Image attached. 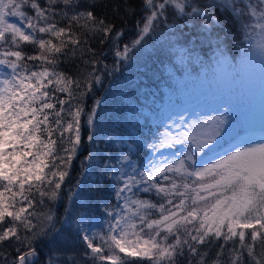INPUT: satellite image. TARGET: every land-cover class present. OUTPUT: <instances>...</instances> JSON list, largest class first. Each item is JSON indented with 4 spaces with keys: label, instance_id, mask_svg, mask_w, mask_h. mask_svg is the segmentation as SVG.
Wrapping results in <instances>:
<instances>
[{
    "label": "snow or ice",
    "instance_id": "6c2138e0",
    "mask_svg": "<svg viewBox=\"0 0 264 264\" xmlns=\"http://www.w3.org/2000/svg\"><path fill=\"white\" fill-rule=\"evenodd\" d=\"M95 7L96 0H43V5L0 0V246L8 245L0 247V264H38L36 245L50 237L55 242L63 233L82 245L86 264H179L181 258L205 264L207 250L200 246L215 241L221 243L210 264H264V130L259 139H241L207 162L194 154L213 151L217 138L231 131L224 115L193 121L175 134L166 127L143 145L125 129L112 137L109 133L117 129L103 126L97 115L104 101L96 96L103 84L98 71L93 68L75 79L57 70L61 58L94 53L82 39L88 33L101 44L108 42L120 63L141 54L162 25L168 44L153 43L158 55L174 46L172 36L184 37L189 55L210 48L213 41L220 50L218 29L225 17L235 21V35L245 45L238 67L258 59L264 68V0H144L139 31L123 45V28L97 17ZM125 12L134 14L135 9L126 5ZM24 44L38 51L29 55ZM88 60L99 63L94 54ZM102 135L117 144L127 143V135L129 152L147 147L146 157L153 159L137 166L120 155L117 167L115 154L99 159L102 151L93 154L90 148L81 164L92 163L82 172H94L98 165L99 180L115 185L113 211L100 212L97 204L99 216L89 215L91 185L85 175L77 190H70L75 202L61 220L53 208L72 161L84 144L96 148ZM177 146L187 148L182 157L164 156V150ZM248 229L250 242L245 240ZM45 264L68 261L51 251Z\"/></svg>",
    "mask_w": 264,
    "mask_h": 264
},
{
    "label": "trees",
    "instance_id": "16d2710c",
    "mask_svg": "<svg viewBox=\"0 0 264 264\" xmlns=\"http://www.w3.org/2000/svg\"><path fill=\"white\" fill-rule=\"evenodd\" d=\"M38 2L43 5V0H38ZM143 2L144 0H96L94 11L97 17L103 16L107 21L114 23L117 29L123 28L124 36L120 41V44L123 45L135 38L139 31L137 21L142 15ZM126 5L134 7V14L125 12ZM71 14L69 13V15ZM57 19L60 18L57 17ZM225 21H222L223 27L218 29L221 39L220 50H217L216 43L213 41L210 48L205 46L204 51L197 50L189 55L187 49L191 46L183 43L184 37L172 36L171 41L174 42V46L165 47L166 55H158L153 43L156 44V47L168 44L167 32L162 25L156 29L153 41L148 43L141 54L137 55L134 60L123 63H120L119 58L114 56L108 42L101 44L98 36L88 33L86 36H82V39L86 41L88 48L94 50V53L82 55L78 51L70 59L61 58L62 62L57 70L63 71L75 79H81V73L86 74L87 71L95 68L103 78L102 87L96 93L97 97H104L102 110H98L97 113L101 124L106 128L117 129L116 133H109V136L115 137L119 134L120 129H125L127 132L133 133L137 142L142 145L151 143L150 138L154 137L158 131L163 132L166 127L175 134L176 130L169 124L175 116H183L184 112L192 111L202 105L222 103L224 108L229 111L228 116L231 123L237 127L236 133L219 146L222 148L236 136L246 132L248 127L243 122V112L256 96L255 93L249 92L246 86L249 84L247 79H250L252 68H245V65L238 67L244 55L245 45L235 35V21L228 17H225ZM140 26H142V22ZM225 33H228L227 39H225ZM187 35V31H185V36ZM22 48L29 55L36 54L38 51L32 44H24ZM93 54L98 57V64H89L88 58ZM114 64L115 68H113ZM105 73L110 74L105 75ZM61 96L63 97L64 94ZM90 106L91 99L89 98L86 108ZM182 129L185 130L184 127ZM82 131L85 135L87 134L86 128H82ZM123 140L127 143L117 144L114 139L109 140L108 136L102 135L101 140L97 141L96 148H92L90 144H84V151L72 161L69 176L65 180V185L62 186L61 200L57 201L53 208L56 216L63 220L66 209L72 210L75 202L73 191L77 190L75 186L78 181H84L85 175L88 177V184L91 185L92 209L89 215L99 216V213L96 212L97 204H99L100 212L105 209L113 211L112 205L116 203L115 185H109L107 181L99 180L98 165L94 172H82V168L86 169L92 161H85L82 165L81 160L89 155L90 148L93 154L97 150L102 151V156L99 159L115 154L116 160L112 162L116 163L117 167L120 166L117 163L120 155L129 156L137 166L140 165V162L147 163L152 158L151 156L146 157V153L149 151L147 147L141 149L133 147L129 152L127 148L131 141L128 140L127 135L123 137ZM107 144H111L112 147H106ZM167 150L176 151L179 153V157H182V153L187 151V148L177 146ZM209 153L205 150V153H195L194 155L201 159ZM124 166H127V162ZM141 197L147 198L143 193H141ZM82 200L86 202V198H82ZM105 200H108L107 204ZM76 211L79 213L86 209H77ZM96 222V220L93 221V223ZM251 231V229L245 230L246 242H250ZM53 235L55 236V234ZM261 238L257 240V251L260 250L259 240ZM220 243L221 241H215L210 245L200 246L201 250H207L205 264H210L216 256ZM36 246L41 253L38 264H45L51 251H56L60 260H67L68 264H86L81 257L82 245L70 242L66 233L55 237V242H52L50 237L40 241ZM0 247H8V245ZM228 247H231V242ZM225 252H227V248ZM10 254L14 255L15 253ZM179 264H187V260L181 258ZM193 264H196L195 260H193Z\"/></svg>",
    "mask_w": 264,
    "mask_h": 264
},
{
    "label": "rangeland",
    "instance_id": "374dc122",
    "mask_svg": "<svg viewBox=\"0 0 264 264\" xmlns=\"http://www.w3.org/2000/svg\"><path fill=\"white\" fill-rule=\"evenodd\" d=\"M251 73H250V79H247V89L251 93H255V99L251 102L249 106H246L243 112L244 121L248 128H250V133L246 136L242 137L241 139L245 138H251V139H259L262 130H264V68H262L259 60L257 59L255 63L251 66ZM224 106L221 104H210V105H204L201 107H198L196 109H192V112L186 111L184 112L183 116H175L169 124L172 128L177 130L178 128L180 130H183L184 127L185 130H187V125L190 124L193 121H201V120H210L216 116L224 115L227 117L228 125L227 127L231 128V131H228L226 135H222L221 137H218V142L213 145V149L220 144L223 139H227L231 137L234 133H236L237 127L234 125V123H231V120L228 116V109L227 112H225ZM181 117L183 118V124H181ZM175 122V127H173V124ZM240 139V140H241ZM239 143V142H238ZM234 146V145H233ZM230 148V146H228ZM226 151H220V152H213L208 157L202 159V162H207L212 159L214 156H218V154L223 153ZM164 156L168 157L169 159H175L179 157V153L176 151H170V150H164ZM153 159V157L151 158ZM199 166V165H197Z\"/></svg>",
    "mask_w": 264,
    "mask_h": 264
}]
</instances>
